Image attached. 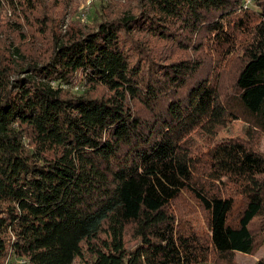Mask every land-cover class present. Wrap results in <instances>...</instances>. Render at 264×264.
<instances>
[{"label": "trees", "instance_id": "16d2710c", "mask_svg": "<svg viewBox=\"0 0 264 264\" xmlns=\"http://www.w3.org/2000/svg\"><path fill=\"white\" fill-rule=\"evenodd\" d=\"M0 5V264H239L264 246V0H141L67 35L43 0ZM239 119L258 131L219 137ZM184 195L208 234L178 220Z\"/></svg>", "mask_w": 264, "mask_h": 264}, {"label": "rangeland", "instance_id": "374dc122", "mask_svg": "<svg viewBox=\"0 0 264 264\" xmlns=\"http://www.w3.org/2000/svg\"><path fill=\"white\" fill-rule=\"evenodd\" d=\"M46 8L52 15L54 21L52 25L56 27L60 35H67L71 26H79L83 29L88 30L89 27L93 26L95 22L104 17L108 13L114 14L122 9L136 10L141 4V0H43ZM12 12L10 9H3L0 5V19L13 23L14 16H11ZM37 26H35V31ZM8 39H14L16 35L15 29H11V34L8 32ZM32 35V33H30ZM3 39L6 40L5 37ZM165 53L167 50H165ZM227 67H222L220 73H224L225 77H229L232 70H223ZM78 84L75 86H66L69 91L73 93H79L78 90L83 87L85 81L77 80ZM80 82V83H79ZM65 87V86H64ZM79 87V88H78ZM254 126L250 125L244 120L232 121L226 128L219 134V137H237L243 136L251 138L254 132H257ZM260 149L264 152V133H260L258 136ZM176 211L178 220L184 218L187 220L193 228L198 230L201 235L208 234L209 230L205 221L203 211L191 200L187 195L182 196L176 200L173 204ZM128 246L133 247L137 241L132 236L127 237ZM264 257V246L253 255L244 253H237L236 259L239 264H257L258 260ZM6 264H27L26 259L17 257L13 253L7 257Z\"/></svg>", "mask_w": 264, "mask_h": 264}, {"label": "built area", "instance_id": "2783aa9c", "mask_svg": "<svg viewBox=\"0 0 264 264\" xmlns=\"http://www.w3.org/2000/svg\"><path fill=\"white\" fill-rule=\"evenodd\" d=\"M254 1L255 0H242L243 7L248 8L249 6L253 5ZM53 84H56V83H53ZM62 86H67V85H62ZM27 264H29V263H27Z\"/></svg>", "mask_w": 264, "mask_h": 264}]
</instances>
